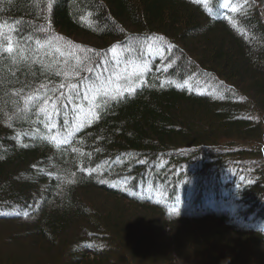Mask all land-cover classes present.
I'll return each instance as SVG.
<instances>
[{"label": "trees", "instance_id": "trees-1", "mask_svg": "<svg viewBox=\"0 0 264 264\" xmlns=\"http://www.w3.org/2000/svg\"><path fill=\"white\" fill-rule=\"evenodd\" d=\"M177 263L264 264V0H0V264Z\"/></svg>", "mask_w": 264, "mask_h": 264}, {"label": "snow or ice", "instance_id": "snow-or-ice-1", "mask_svg": "<svg viewBox=\"0 0 264 264\" xmlns=\"http://www.w3.org/2000/svg\"><path fill=\"white\" fill-rule=\"evenodd\" d=\"M233 11H235V9H233ZM14 51H15V49L13 47H11V46L3 48V52L8 53L9 55H12L14 53ZM77 63H79V61H77ZM105 95H106V93H105ZM25 103L26 104L31 103V100L26 101Z\"/></svg>", "mask_w": 264, "mask_h": 264}, {"label": "rangeland", "instance_id": "rangeland-1", "mask_svg": "<svg viewBox=\"0 0 264 264\" xmlns=\"http://www.w3.org/2000/svg\"><path fill=\"white\" fill-rule=\"evenodd\" d=\"M177 264H180V263H177Z\"/></svg>", "mask_w": 264, "mask_h": 264}]
</instances>
